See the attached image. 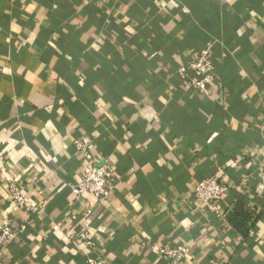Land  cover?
Listing matches in <instances>:
<instances>
[{
  "label": "crops",
  "instance_id": "1",
  "mask_svg": "<svg viewBox=\"0 0 264 264\" xmlns=\"http://www.w3.org/2000/svg\"><path fill=\"white\" fill-rule=\"evenodd\" d=\"M207 43L202 97L179 69ZM79 138L115 169L100 203L71 189ZM210 176L229 186L217 212L192 197ZM6 221L25 228L2 264H169L142 242L264 264V0H0Z\"/></svg>",
  "mask_w": 264,
  "mask_h": 264
},
{
  "label": "built area",
  "instance_id": "2",
  "mask_svg": "<svg viewBox=\"0 0 264 264\" xmlns=\"http://www.w3.org/2000/svg\"><path fill=\"white\" fill-rule=\"evenodd\" d=\"M212 44L207 43L203 47L196 58L189 61L186 65H181L179 73L187 75L191 72L195 75V79L190 84L195 88L196 93L202 97L211 94L210 82L213 71L215 70L212 57ZM74 147L80 155L81 175L78 181L71 187L74 198L77 202L82 201L87 195L93 197L97 202L107 199L115 189V169L108 160L94 163L89 142L79 138L74 141ZM192 190L193 199L208 210L217 212L216 204L227 196L229 186L218 176H210L199 180ZM13 203L17 207H23L25 198L23 191L14 184L9 185ZM25 224L16 227L11 221L0 224V264L5 256L4 248L21 234ZM73 239L77 241H85L91 244L89 235L86 231L72 234ZM141 247L149 249L152 253L163 256L169 264H183L190 256V249L185 244L169 245L162 244L157 246L147 242H142ZM91 262V260H90Z\"/></svg>",
  "mask_w": 264,
  "mask_h": 264
}]
</instances>
